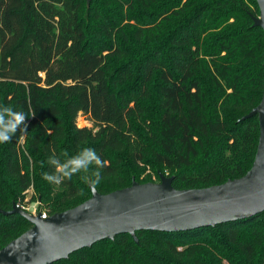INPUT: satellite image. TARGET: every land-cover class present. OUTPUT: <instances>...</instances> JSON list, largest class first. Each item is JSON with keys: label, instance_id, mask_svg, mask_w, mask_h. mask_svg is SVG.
<instances>
[{"label": "trees", "instance_id": "1", "mask_svg": "<svg viewBox=\"0 0 264 264\" xmlns=\"http://www.w3.org/2000/svg\"><path fill=\"white\" fill-rule=\"evenodd\" d=\"M82 1L0 0V105L28 116L27 129L0 144V209L31 188L49 215L90 198L82 172L59 185L42 178L54 171L53 153L63 161L86 147L104 162L101 193L151 181L146 166L170 172L179 189L245 175L260 124L241 118L264 92L257 0H97L89 23ZM79 116L93 126H79ZM31 226L0 212V249ZM137 234L138 242L119 234L53 264H264V211Z\"/></svg>", "mask_w": 264, "mask_h": 264}, {"label": "water", "instance_id": "2", "mask_svg": "<svg viewBox=\"0 0 264 264\" xmlns=\"http://www.w3.org/2000/svg\"><path fill=\"white\" fill-rule=\"evenodd\" d=\"M254 25L264 30V0ZM257 115L259 143L252 167L238 178L203 188L179 189L174 176L159 173L157 182H139L108 193L90 184L92 195L82 203L43 218L14 203L9 211L32 226L0 249V264H53L95 243L137 232L188 231L249 219L264 211V92L261 101L241 120Z\"/></svg>", "mask_w": 264, "mask_h": 264}, {"label": "clouds", "instance_id": "3", "mask_svg": "<svg viewBox=\"0 0 264 264\" xmlns=\"http://www.w3.org/2000/svg\"><path fill=\"white\" fill-rule=\"evenodd\" d=\"M28 116L20 111H16L11 105H0V144L9 142L18 132L27 129L26 118ZM67 156V153L64 154ZM48 163L54 168L51 173L45 172L43 179L59 185L64 180H71L73 175L84 173L81 178L91 185H98L102 180L100 169L104 162L93 148H83L76 155L65 160H61L53 153ZM95 164L97 169L88 175L90 166Z\"/></svg>", "mask_w": 264, "mask_h": 264}, {"label": "rangeland", "instance_id": "4", "mask_svg": "<svg viewBox=\"0 0 264 264\" xmlns=\"http://www.w3.org/2000/svg\"><path fill=\"white\" fill-rule=\"evenodd\" d=\"M101 4L102 3H97V0H83L82 1V7L84 8L83 9V13H84L83 15H85V18H86L88 23H89V21H92V22L95 21V18L92 15V10H94L95 6H100ZM105 8L109 9L110 6H106ZM96 40L100 41V42L101 41L110 42V41H108L109 39L105 38V37H97L96 36ZM168 54H170V53H168ZM78 125L91 127V126H93V123L86 116H79L78 117ZM167 174H170V172H167ZM145 175H147L148 178L153 182L159 181L158 174L156 172L152 171L149 166H146L145 171L142 172V176H145ZM27 196H29L30 202L35 201L37 199V198H35L34 189L32 190V193L28 194ZM41 208L46 212L48 211L45 203H43L42 201H41Z\"/></svg>", "mask_w": 264, "mask_h": 264}, {"label": "built area", "instance_id": "5", "mask_svg": "<svg viewBox=\"0 0 264 264\" xmlns=\"http://www.w3.org/2000/svg\"><path fill=\"white\" fill-rule=\"evenodd\" d=\"M32 188L28 189L26 191V196L24 198V200H20L19 202L16 203V206L22 210L28 211L34 215H37L39 213H41V216L43 218H47L49 216L48 211H44L41 208V201L39 199H36L35 201L30 202L29 201V196H27L28 194L32 193Z\"/></svg>", "mask_w": 264, "mask_h": 264}]
</instances>
